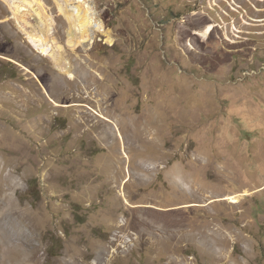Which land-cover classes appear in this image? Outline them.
Instances as JSON below:
<instances>
[{
	"label": "rangeland",
	"instance_id": "rangeland-1",
	"mask_svg": "<svg viewBox=\"0 0 264 264\" xmlns=\"http://www.w3.org/2000/svg\"><path fill=\"white\" fill-rule=\"evenodd\" d=\"M92 2L0 0V264H264V0Z\"/></svg>",
	"mask_w": 264,
	"mask_h": 264
},
{
	"label": "bare ground",
	"instance_id": "bare-ground-1",
	"mask_svg": "<svg viewBox=\"0 0 264 264\" xmlns=\"http://www.w3.org/2000/svg\"><path fill=\"white\" fill-rule=\"evenodd\" d=\"M56 2L58 4L57 6H59L58 8L68 20L69 30L67 34V42L70 46L76 47L79 45H85V43H87L88 46H91L95 42L97 31L104 32L106 30L104 25L105 23H103L102 19L98 16L96 7L93 4L92 0H56ZM29 4L32 5L31 3ZM16 8L17 10H20L21 6L18 5V7L16 6ZM35 12L38 17V25L30 24L25 16H22L21 18V22L24 23L25 27H32V29L29 30L31 31V33L29 32L31 40L33 41V43L39 46L40 50L43 53L51 56L54 59L57 67L60 70L69 72V74L71 75L70 64L68 60L65 59L66 57L64 58V56L62 55L60 50L61 47L58 45L56 39L52 35L53 22L51 21L50 17L47 16L44 10H40L39 7L35 9ZM235 197L237 196L230 198ZM2 214L3 212L0 211V218H2ZM27 217L30 219L29 215ZM32 244L30 246V249H22L20 251L24 256V258L21 257L22 259H19L18 257V249L17 251H14V248L6 249L5 254L9 260L8 263L11 262L10 264H33L38 250H34L35 247ZM4 245V242H2L0 238V248L3 249ZM2 263L3 262H1V264Z\"/></svg>",
	"mask_w": 264,
	"mask_h": 264
}]
</instances>
